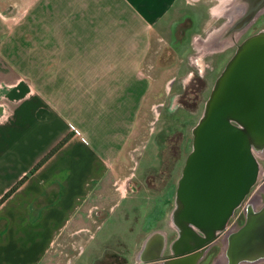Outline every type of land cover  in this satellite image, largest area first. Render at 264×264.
Returning a JSON list of instances; mask_svg holds the SVG:
<instances>
[{"label":"crops","instance_id":"0c3cea01","mask_svg":"<svg viewBox=\"0 0 264 264\" xmlns=\"http://www.w3.org/2000/svg\"><path fill=\"white\" fill-rule=\"evenodd\" d=\"M40 1L41 22L33 28L0 17V99L7 104L0 114V199L30 173L0 203V264H50L61 234L84 228L83 205L107 191L135 132L151 87L143 64L153 33L178 0ZM125 226L95 234L101 246L82 249L89 262L77 264H98L109 255V236L121 239ZM165 240L159 234L161 247L138 248L133 264L158 249L162 256Z\"/></svg>","mask_w":264,"mask_h":264},{"label":"rangeland","instance_id":"374dc122","mask_svg":"<svg viewBox=\"0 0 264 264\" xmlns=\"http://www.w3.org/2000/svg\"><path fill=\"white\" fill-rule=\"evenodd\" d=\"M222 1L178 0L156 28L143 64L151 87L135 132L109 174L107 191L93 195L83 205L78 224L84 228L71 225L61 234L51 250L50 264L89 262L85 259L87 250L83 256L81 250L88 249L91 243L93 248L99 247L93 236L104 237L109 230H115L114 225H126L127 232L121 239L109 236V255L99 258L98 264H122L125 259L133 264L135 251L159 234L163 238L166 235L163 255L158 249L156 257L139 264H154L155 260L162 264H190L193 256L196 264H214L239 232L250 224L249 237L258 222L259 228L263 224L264 218L258 221L255 217L264 215V147L259 150L255 145L258 180L228 223L213 232L191 223L186 237H181L175 222L178 187L194 149L195 129L223 75L224 62L232 57L236 44L264 33V0ZM53 2L58 7V1ZM40 9V0H0L1 19L22 22L30 28L40 24ZM7 34L3 32L1 38ZM27 38H32L31 33L27 32ZM203 79L208 85L198 95L196 89ZM180 96L187 97L190 103L198 98V105H181ZM6 106L0 99V114L5 113ZM259 249L256 260L243 264H264V252Z\"/></svg>","mask_w":264,"mask_h":264},{"label":"water","instance_id":"95a60500","mask_svg":"<svg viewBox=\"0 0 264 264\" xmlns=\"http://www.w3.org/2000/svg\"><path fill=\"white\" fill-rule=\"evenodd\" d=\"M247 63L250 69H236ZM255 63L264 65V33L247 39L218 79L195 129L194 149L180 179L181 217L208 232L226 224L257 178L259 165L252 142L264 140V125L254 120L261 112L247 104L245 93L226 86L236 71L259 80L252 74L258 72L251 67ZM232 116L244 127L231 121Z\"/></svg>","mask_w":264,"mask_h":264},{"label":"flooded vegetation","instance_id":"af4514ba","mask_svg":"<svg viewBox=\"0 0 264 264\" xmlns=\"http://www.w3.org/2000/svg\"><path fill=\"white\" fill-rule=\"evenodd\" d=\"M243 44H244V40L241 42V44L240 43L236 44L235 51H234L232 57H230L228 59V61L225 60V62H224V68L222 70V73L223 74L227 70V67L229 65V62L234 58V56L239 51V49L241 48V46H243ZM260 51H263V50L261 49ZM251 67L252 68H256L258 70V72H254L252 74L258 76L259 77V80L253 81V78H249L248 79V78L245 77V73L246 72H240V71L238 72V71H236L234 76H233L234 73L232 75H230L232 77H235V79H233L232 77H229V82L226 84V86L229 89L234 87L235 89H238L239 91H241L243 94L244 93L246 94V99H247V102H248L247 104H249L251 108H254V109H256V110H258V111L261 112L260 116H258V118L255 117L254 120L256 122H259V123H261V124L264 125V71H263L264 65L255 63L254 66H251ZM237 68H242V70L243 69H250V65H248V63L246 64V66H244V65L243 66L236 65V69ZM221 76H222V74L219 77H221ZM207 85H208L207 79H203L201 81V86L199 88H197V89L195 87H193V89L195 88L197 90L196 92L199 95L200 92L203 91L206 88L205 86H207ZM190 88H192V87H190ZM247 95H248V97H247ZM181 96H180V100H179V103L181 105L194 106V107L196 105H198V98H195L193 100V103H190L188 101V98L187 97H185V96L181 97ZM206 106H207V103H206ZM243 106H246V105L244 104ZM230 119H231V121H233L235 124L239 125L240 127H244L243 123L238 118H235V117L232 116ZM246 120H248V118ZM253 148L254 147H253V144H252V150H253ZM254 155H255V153H254ZM255 157H256V155H255ZM258 174H259V170H258ZM258 174H257V178L255 179V181L249 187V191L247 192V194L245 195V197L241 200V202L234 208L233 212L229 216V218H228V220H227L226 223H228L230 221V219L232 218V216L235 213V211L242 205V203L246 199L248 193L252 190V188L256 184V182L258 180ZM262 218H264V215L261 216V217L260 216L259 217H255V220H258L259 221V219H262ZM259 223L260 222H258L257 225ZM257 225H255V226H257Z\"/></svg>","mask_w":264,"mask_h":264},{"label":"bare ground","instance_id":"6f19581e","mask_svg":"<svg viewBox=\"0 0 264 264\" xmlns=\"http://www.w3.org/2000/svg\"><path fill=\"white\" fill-rule=\"evenodd\" d=\"M227 1L228 0H223L222 4L227 2ZM252 1H253V3H257L258 0H252ZM218 7H217V9H218ZM217 9H215L214 12L217 13L218 12ZM252 144L255 145V147L256 146L259 147L258 148L259 150H262L264 147V140L263 139L260 141L253 140ZM181 208H182V202L179 200L178 207H177L176 212H175V222L178 225V227L180 228L181 237L182 236L186 237V235H187L186 231L189 229L188 226L191 225V222L184 220L181 217ZM251 228H252V225L249 224L247 226V228L244 229V231L239 232L238 235L235 236V238L233 240L234 242L232 243V245L230 244L224 248L222 253L215 260L214 264H243V262L251 263L254 260H256L255 254L257 253V251L260 250L259 248H261L262 252H264V220H263V224L260 226V228L257 226L255 228L253 227L255 231H257L256 229H259L257 231V233H255L253 230V231H251L250 236L246 237V235L248 233H250ZM192 234H193V232H192ZM192 234L188 233V235H190V237ZM257 234L260 236L259 237L260 239L256 238V236H258ZM151 240H152V242H150V243L147 242V244H149V246L151 247V250H155L159 246V244L156 242L157 238L151 239ZM177 251L178 250L176 249V252ZM241 258H244V260H242V263H240ZM196 259L197 258L194 259V256H193V259L191 260L190 264H196ZM175 262L176 261H174L173 264H176Z\"/></svg>","mask_w":264,"mask_h":264},{"label":"trees","instance_id":"16d2710c","mask_svg":"<svg viewBox=\"0 0 264 264\" xmlns=\"http://www.w3.org/2000/svg\"><path fill=\"white\" fill-rule=\"evenodd\" d=\"M70 135L65 136L56 146H54L42 159H40L35 166L32 168L31 173L34 172L37 168H39L56 150H58L68 139ZM30 173L24 175L20 178L0 199V203L7 198L13 191H15L29 176Z\"/></svg>","mask_w":264,"mask_h":264}]
</instances>
